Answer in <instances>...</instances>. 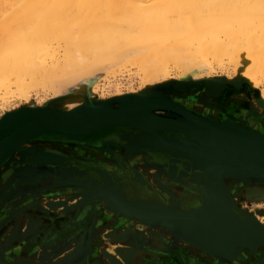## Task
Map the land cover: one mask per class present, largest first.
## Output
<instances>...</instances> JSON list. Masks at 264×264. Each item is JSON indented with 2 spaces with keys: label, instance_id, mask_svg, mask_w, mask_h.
Instances as JSON below:
<instances>
[{
  "label": "bare ground",
  "instance_id": "obj_1",
  "mask_svg": "<svg viewBox=\"0 0 264 264\" xmlns=\"http://www.w3.org/2000/svg\"><path fill=\"white\" fill-rule=\"evenodd\" d=\"M127 65L136 67L134 76L139 85L124 91L123 83L127 78L123 79L121 75L122 79L114 80L111 77L120 75L123 68L126 70L129 67ZM216 65L226 72V81L230 83L228 78L237 76L236 87L241 89L246 84L258 89L264 99V0H0V101L2 105L4 102L6 104L10 95L24 102V108L17 112L11 106H3V121L0 122H10L12 118L24 119L31 113L55 116L58 112L84 111V114L98 118L103 112L109 113L108 110H127L142 120L140 125H129L137 129L130 132L120 130V135L112 131L113 134L108 132L107 135L117 137L122 142V161H127L133 146L147 147L149 157L155 151L166 152L170 144L164 137V131H171L176 136H180L178 133L183 130L194 133L193 122L191 126L187 121L163 116L160 114L161 109L155 110L156 107L149 105V102L151 98L159 97L160 93L154 92L158 88L165 87L172 91L186 88L184 93H191L202 86L203 78L215 76L213 71ZM130 71L134 73L132 68ZM112 87L114 92L110 90ZM39 89L53 91V102L43 104L46 100L33 97L32 93ZM114 99L116 103L112 102ZM162 119L170 122L176 130L160 126L162 123L166 125ZM101 137H95V141ZM2 139L3 136H0ZM34 142L32 133H21L11 139L0 171L16 153L21 158L32 156L35 150L30 144ZM40 153L43 156L57 154L50 150ZM187 161L190 162H185L186 168L196 164L191 159ZM33 164L30 163L23 170V175L17 174V169L12 167L9 178L21 180L29 169L38 172V180H41L48 178L44 176L46 172L54 170H47L46 167L38 171ZM173 166L175 171L176 165ZM190 168L181 170L183 175L189 174L188 171H192ZM197 172L199 170L195 169L191 175L205 182ZM171 175L175 178L174 173ZM230 175L221 177V186L231 199L234 198L229 189L231 186H235L233 190L236 192L237 185H243L245 190L252 187L260 190L264 185V181L252 179V176L245 177L244 181L235 175L234 178L228 177ZM177 179H182L181 173ZM139 181L140 187L147 182L145 179ZM123 185H120L122 193H116L113 189L107 192L126 204L123 199L124 196L127 201L126 189ZM134 186L132 192L135 195L139 185ZM160 186L165 188L167 194L163 196L171 200L174 196L170 186ZM221 200L220 195L216 194V207L224 211L226 207ZM201 203L202 199L198 206L191 208L154 205L148 209L154 214L186 222L198 217L195 213ZM240 219L236 222L241 232L251 231L250 236L258 234L254 228L248 229L242 222L243 216ZM213 226L216 227V223ZM21 227H18L17 232ZM148 227L151 230L157 226ZM151 233L157 235L156 230ZM263 240L262 234L252 240V246H256V249L264 247V243L261 244ZM140 251L144 253V250ZM263 259L241 261L242 264H253Z\"/></svg>",
  "mask_w": 264,
  "mask_h": 264
},
{
  "label": "rangeland",
  "instance_id": "obj_2",
  "mask_svg": "<svg viewBox=\"0 0 264 264\" xmlns=\"http://www.w3.org/2000/svg\"><path fill=\"white\" fill-rule=\"evenodd\" d=\"M10 10H12V8ZM127 66L131 67L132 72L134 73H131V68L129 69ZM127 66H125L127 68L126 70L123 68L124 71H121L120 75L116 74V77H111L114 80L127 78L123 83L125 86H122L124 91H128L130 87H137L139 85L137 77L134 76L137 70L136 67L133 68V66ZM171 73L174 74L173 72ZM225 73L226 72L223 71L222 67L216 65L213 71L215 76L203 78L201 80L202 86L187 95L185 94L186 92L184 93L186 88L172 91L171 89L163 87L158 88L154 92L160 93L159 98H164L176 105V107L181 108V110L191 113L194 117L201 120L203 123H206L208 127H222L223 125H225L223 127H228V123L231 122L264 134V99L262 98L259 90L254 88L252 89L246 84L243 85L245 87L239 89L235 85L238 80L237 76L232 77L234 80L228 78L230 81L229 83L225 79ZM220 74L225 77L222 75L220 76ZM111 78H109L110 81H114ZM224 81L226 82L224 83ZM262 85L264 86V84ZM110 90L113 91L115 89L112 87ZM32 94L35 98L39 99L41 97L40 99L46 100L43 104L52 103L54 100V97H51L54 95L51 90L44 91L39 89L38 92H34ZM16 97H11L9 95V100H7L9 102H6L7 105L4 101H2V103L4 102V105H2L0 101V120L2 119V114L4 112L3 109L10 106V108L14 109V111L24 108L23 100ZM112 102L116 103L117 101L114 99ZM3 106L6 107L4 108ZM160 114L163 116L167 115L170 118L178 119L180 121H187V123L192 122L190 118H186V114L175 109H163L160 111ZM118 127H122L124 129L129 128L131 131L137 129L129 127V125H118L114 128ZM168 132L169 134L164 135V137H167V141L170 144V147L166 150V152L163 150L155 151V153H152L149 157L150 151L147 147L133 146V148L130 149V156L126 159L128 162L122 161L123 152L121 148L123 146L121 147L122 142L120 141H103L99 144L89 142L87 144L88 146L86 145L85 147L83 146L84 148H79L80 152L74 151V153H70L71 157H68L64 151H61L59 152L61 158L59 159L58 164H55L59 167V179L61 184L54 187L49 186L50 184H46L44 187L40 186V180H38L37 174L38 172L29 169H27L28 172H25L21 180L17 178H9L11 175L9 176L8 170L1 172L0 181L3 174L5 182L3 186L0 187L1 210L4 209V204L7 205L13 200L22 198L21 200L29 202L26 205H23V207H19V205L14 204L12 211H10L14 214V216L15 214L23 215L24 217L28 216L29 209L33 206L31 201L35 204L36 202H39L43 196H46L49 193L52 194V197L51 199H47L48 202L46 205L44 203L46 208L54 211V214L60 218L68 220L66 225L61 227V230L55 231L53 237L48 240H46L48 238L47 236H45L42 240L40 233H38V235H30L32 234V231L28 234L29 236H26V233H28L32 228H34V230L37 228L42 229L43 227L49 228V222L40 226L42 223V221H40L38 227L28 226L25 230V237L20 238V240H17L16 242L21 243V240H23L24 245H29L37 239L40 241L39 249L41 251L38 252L39 254L37 260L34 256L31 258L23 257L24 260L18 261L16 264H95L97 258H101V256H96V254L93 253V242L95 239L100 241L102 240V243L104 244L105 242L108 243V245L103 247L102 258L98 260L101 264H143L141 263L144 260L143 258H147L148 255H152V257L155 256L154 258L156 259H171L172 255L176 252L178 254L177 257L180 259L182 256L183 258L186 256L184 255L186 252H190L204 257L209 256L213 258V260L218 261L219 264H236L240 261L237 257L233 261L222 258L219 259L204 250L190 246L188 243L176 238L174 234L169 231V229L162 226H157L156 228L152 227L150 230L148 224H144L135 218L122 214L114 204L109 202V197L104 194L108 193V189H113L115 192L122 193L120 185L123 184L122 182L127 181V183L129 182L128 185L124 183V185L127 186H124L127 196L125 194L124 195L127 201H131L133 203L137 202L135 204L148 205L157 203L160 205H171L174 207H190L192 202L195 200L200 203L201 195L198 192L202 185L199 184V180L194 178V175H191V172L195 170V168H190L193 167L191 165H188L186 168L184 164L185 162H190L187 161L190 159L178 154L180 151L176 149L179 145L193 142V139L191 136L183 132H179L178 134L180 136L177 135L178 137L173 132ZM52 134H60L61 138L71 140L69 143L72 141H81L83 138L93 135L90 134L77 139H69L63 133L54 132ZM43 135L46 134L35 136V142L32 143L33 145L30 144L31 147H33V150H35L33 152L35 154H39L41 151H48L50 149L47 145L49 143L47 141H43L41 138ZM179 140H181L182 143ZM30 145H28L27 148H29ZM78 153L82 154L78 155ZM153 155L154 157H152ZM171 155L172 157L168 158V156ZM163 156H165V158H163ZM27 159V156L21 158L18 153L11 158V160H13L18 166L32 163ZM177 161H179V163H177ZM33 165L38 171H42L49 164H45L44 166ZM173 165H176L175 171L173 169ZM19 168L23 169V167H18V169ZM184 168L186 170L190 168L192 171H188L189 174L183 175L181 170H184ZM18 169L16 170L17 174L22 173L23 175L24 172L19 171L20 169ZM171 173L175 174V178L172 177L173 175H171ZM180 173L182 175V179H177V176H179ZM202 173L203 172L199 170L197 175L201 176ZM123 179H125V181ZM140 179L147 180V185L145 184L143 187L138 186V193L136 192L135 195L141 193L143 196H146L147 189L144 188L149 186L148 183H150L151 186L157 188L155 189L156 192H158L155 194V200H152L153 196L147 197L149 195L146 196V199H134L135 195L132 192V186L134 185L130 183H141V181H139ZM160 184L162 186L166 184L171 188V194H173L174 197L170 200L163 196L165 200H168V202L161 200L162 194L165 195L166 192L164 191L165 188L163 187V189ZM254 184L256 183H251V185ZM16 186L21 189L18 193H13V188ZM238 186L242 189L240 190ZM237 187L238 190H236V192L233 190L235 189V186H231V188H229L233 193L235 205L242 211L253 213L255 218L261 224H264V185L260 190H257L255 187L245 190L243 189V185H237ZM69 191L71 192L69 193ZM148 199L151 201L149 202ZM183 201L187 204H182ZM85 211L88 212L86 213ZM93 212H100L98 215L105 216V218H109V220L112 221L111 224L108 223L102 229L103 232L100 236H97L96 233L89 235L86 230L83 231L80 236H65L63 234L65 233L67 227L73 228L78 225V223L82 220H75L78 216H82V214L85 213L84 215L87 217V215L89 216ZM98 215L96 216L98 217ZM0 217H2L1 214ZM4 221L5 219L0 220V228L5 224ZM118 224L119 226L117 227ZM14 229L16 230L18 227L16 228L15 226ZM49 230L50 229H48V231ZM153 230H156V236L154 233H151ZM14 233H17V230ZM50 240H52V244H50ZM0 242H2L1 237ZM142 249L144 250V253L140 251ZM256 251V253H253L250 252L248 248H245L240 252V254L248 260L264 257V247L258 248ZM30 259L32 261H30ZM169 262L168 264H171ZM180 263H184L182 259ZM0 264H6L3 257L0 258Z\"/></svg>",
  "mask_w": 264,
  "mask_h": 264
},
{
  "label": "water",
  "instance_id": "obj_3",
  "mask_svg": "<svg viewBox=\"0 0 264 264\" xmlns=\"http://www.w3.org/2000/svg\"><path fill=\"white\" fill-rule=\"evenodd\" d=\"M144 100L147 101L149 98H144ZM150 104L156 107L155 110L175 109L183 112L186 116H189L195 125L193 127V123L189 122V125L194 128V133L182 131L191 136L193 142L179 145L176 149L180 151V155L190 158L196 163L193 165L195 169L203 172L201 176H203L205 182L199 181L202 187L198 192L201 195L202 203L198 207V212L195 213V216L198 217L190 221L180 222L154 214L152 210L148 209V207L160 204L139 205L135 204L137 202H127L123 196L126 203L124 204L115 199L116 197L104 193L109 197V202L114 204L122 214L135 218L151 227L156 225L167 228L176 238L219 259L233 261L245 248H248L250 252H255L257 247L252 246V240L258 239L262 234L264 239V224H261L253 213L242 211L235 205V200L223 191L221 177L225 174H232L228 177L234 178L235 175L246 181L245 177L252 176V179L256 178L264 181V134L231 122L228 123V127H223L225 125L222 127H208L206 123H203L191 113L181 110V108L176 107L164 98L153 97L149 102ZM108 111L109 113L104 114L103 112L98 118L88 116L84 114V111H75L72 112L73 114L58 112V115L55 116H48V113H31L24 119L12 118L9 120L11 123L2 122V118L0 136H3V139L0 140V165L6 158L7 144L21 133H32V136H37L59 132L65 134L69 139H77L112 126H137L142 121L127 110L116 108ZM162 122H166V125L165 123L160 124L165 129L176 130L170 122L166 120ZM173 122L181 124L177 121ZM181 125L186 127L184 124ZM160 126L154 128H160ZM34 154L27 156V160L35 164H58L61 158L60 154L51 156H43L42 153ZM58 173L55 172L53 176L52 171L46 172L44 176L48 178H41V180L50 181V186L52 185L51 181L55 180L56 185L54 186H58L61 184L60 179L57 177ZM55 175L56 179L54 178ZM58 176H60V173ZM216 194L220 195L221 202L225 205L226 210L220 211L216 207ZM241 216H243L242 222L247 225L248 229L254 228L258 234L250 236L251 231L241 232L242 229L236 222L241 220ZM214 223H216V227L213 226ZM263 243L264 240L261 244ZM253 264H264V259Z\"/></svg>",
  "mask_w": 264,
  "mask_h": 264
},
{
  "label": "flooded vegetation",
  "instance_id": "obj_4",
  "mask_svg": "<svg viewBox=\"0 0 264 264\" xmlns=\"http://www.w3.org/2000/svg\"><path fill=\"white\" fill-rule=\"evenodd\" d=\"M120 130H121V132H123V131H127V132L129 131L130 132L129 128H125V129L122 127L112 128V129H109V130L104 131V132H99V133L87 136V137L83 138L81 141H72L73 143L72 142L69 143V141H71V140L61 138V136H59L60 134H47V135H43L41 138L43 139V141H47L49 143L47 145L50 147V149H49L50 151L56 152L57 154H59V152H61V151L62 152L64 151L69 157L70 153H74V151L80 152L79 148H84L89 142H91V143L93 142L96 144H99L103 141L119 142V139L117 137L111 138L110 136H107V135H108V132H111V134H113L112 131H115V132H117L118 135H120ZM167 134H169V132H165V135H167ZM100 135H103V137H101ZM95 137H101V138H98L99 141H95L96 140ZM80 154H82V153H80ZM80 154L78 153V155H80ZM162 155H161V157H162ZM171 157H172V155L168 156V158H171ZM163 158H165V156H163ZM13 160H11L8 165H6L5 167L2 168V170L0 171V177H1V172H5L6 170H8V172H9L8 174L10 176L11 175L10 170L12 167H14V170H15V167H16V169H18V167H23V169H21V168H19L20 170L18 169L19 171H23L25 168H27L30 165V164H28V165L23 164L22 166H18L15 164V162ZM4 183L5 182H4L3 174H2V178L0 181V187H2ZM122 183H126V185L129 184V182L127 183V181L122 182ZM131 184L141 186L140 184H138L136 182H132ZM44 185H46V183H43V184L40 183V186L44 187ZM126 185H123V186L127 187ZM148 185L149 186L144 188V189H147L146 194L149 195V196H147V195L146 196L147 197L153 196L152 200H155V197H156L155 194L158 193L155 190L157 188L151 186L150 183H148ZM20 189L21 188L16 186L15 188H13V193H18ZM70 192L71 191H69V193ZM178 192H180V191H178ZM140 194L135 195L134 199L135 200H140L142 198L146 199V196H143L142 194L141 195ZM51 197H52V194L48 193V195L43 196L41 198V200H40L41 202L39 201V202H36L35 204L30 200L31 204L33 206H31V209H29L28 216H25V217L23 215H19V214H15V216H14V214L11 213L14 204L19 205V207H23V205H26L29 202V201L25 202V201L21 200L22 198H20L18 200H13L12 202H10L7 205L4 204L5 207L3 210H1V208H0V214L2 215V217H0V220L5 219V221H4L5 224L0 228V237L2 238V242H0V258L3 257L6 264H13V263L16 264V263H18V261L24 260L23 257H26V258L30 257L31 258L32 256H34V258L36 260L38 259V254H39L38 252L41 251L39 249L40 248V244H39L40 241L39 240L36 239L34 242H32V244H29V245H24L23 240H21L22 241L21 243L16 242L17 240L19 241L20 238L25 237V230L28 228L29 224L31 227H38V225L40 224L39 223L40 221H42L40 226H42V224L49 222V228L43 227L42 229L37 228L35 230H34V228H32L26 234V236H27L32 231L33 232L30 235H38V233H40L42 240L45 238V236L48 237L46 240H48L49 238H52L55 231L61 230V227H64L66 225L68 220H66L65 218H60L59 216L54 214L55 213L54 211L48 210L46 208L45 205L48 202L47 199H51ZM161 200L168 202V200H164L163 194H162ZM148 201L150 202L151 200L148 199ZM44 203H45V205H44ZM182 204H187V203L185 201H183ZM199 204L200 203L195 200L192 202L190 207L189 206L188 207L184 206V207L185 208H191V207H196ZM85 212L87 213L88 211H85ZM84 214H82V216H78L75 219V220H81L82 219L76 227H73V228L67 227L66 228L65 233H63L65 236H69V235L80 236V235H82L83 231H85V230L87 231V234H89V235L90 234L93 235V233H96L97 236H100L103 232L102 229L108 223L109 224L112 223V221L109 220V218H105V216L98 215V214H100V212H98V213L93 212L89 216L87 215V217H85L86 215H84ZM96 215H98V217ZM55 216H57V217H55ZM18 225L22 226L20 228L21 231L18 230L17 233H14L17 230V229L15 230L14 228H15V226H16V228L19 227ZM118 226H119V224L117 225V227ZM24 227H25V229H24ZM76 228L78 231L76 230ZM48 229H50V230L48 231ZM45 231H46V233H45ZM76 231H77V233H76ZM35 237H37V236H35ZM49 242H51L50 244H52V240H50ZM104 245H108V243L105 242V244H104V243H102V240L100 241L98 239H95V241L93 242V253L96 254V256H101V258H102L103 247H105ZM184 255H186V256H184L185 259L183 258V256L181 258L184 262L182 264H219L218 261L213 260V258H211L209 256L204 257L202 255H198L196 253H190V252H186V254H184ZM177 256H178L177 252L172 255L171 259H169V258L156 259V258H154L155 256L152 257V255H148L147 258H143L144 260L142 263L143 264H166L170 260L171 264H181L180 263L181 259L178 258ZM101 258H97V260L95 261V264H101V262H98V260H100ZM30 261H32V260L30 259Z\"/></svg>",
  "mask_w": 264,
  "mask_h": 264
},
{
  "label": "crops",
  "instance_id": "obj_5",
  "mask_svg": "<svg viewBox=\"0 0 264 264\" xmlns=\"http://www.w3.org/2000/svg\"><path fill=\"white\" fill-rule=\"evenodd\" d=\"M47 167V170H52V169H54L52 172H53V174H54V172H59L58 171V169H59V167L58 166H56L55 164H49V165H47L46 166ZM59 174V173H58ZM58 174H57V177H58V179H59V176H58ZM54 176V175H53ZM55 179H56V175H55V177H54ZM46 182V184H49L50 183V181H44V180H40L39 181V183H45ZM51 184H52V187H54V185H56V183H55V180H52L51 181ZM143 250V249H142ZM151 251V250H150ZM237 258L240 260V261H238L237 262V259H236V264H242L243 263V261H241V260H247V261H249L248 259H245L242 255H238L237 256ZM247 261H245V262H247ZM142 263V262H141ZM170 263V262H169ZM166 264H168V263H166Z\"/></svg>",
  "mask_w": 264,
  "mask_h": 264
}]
</instances>
